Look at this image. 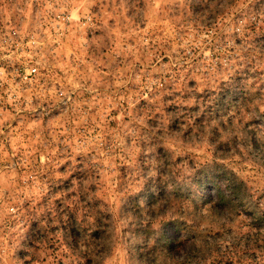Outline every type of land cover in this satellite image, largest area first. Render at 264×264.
I'll list each match as a JSON object with an SVG mask.
<instances>
[{
  "label": "rangeland",
  "instance_id": "rangeland-1",
  "mask_svg": "<svg viewBox=\"0 0 264 264\" xmlns=\"http://www.w3.org/2000/svg\"><path fill=\"white\" fill-rule=\"evenodd\" d=\"M0 264H264V0H0Z\"/></svg>",
  "mask_w": 264,
  "mask_h": 264
},
{
  "label": "trees",
  "instance_id": "trees-1",
  "mask_svg": "<svg viewBox=\"0 0 264 264\" xmlns=\"http://www.w3.org/2000/svg\"><path fill=\"white\" fill-rule=\"evenodd\" d=\"M215 184H214V182H212V187H214L215 189H216V191H217V196L220 198V202H219V204H222L223 202V198L221 197V196H223L222 194H221V190H219V188L217 187V186H214ZM207 190V188H203V189H201V192L202 191H206ZM183 240V238H180V237H176L175 239H174V241H173V243H174V246L175 247H177L178 245H179V243L181 242Z\"/></svg>",
  "mask_w": 264,
  "mask_h": 264
}]
</instances>
